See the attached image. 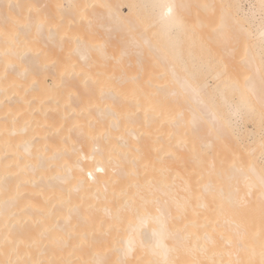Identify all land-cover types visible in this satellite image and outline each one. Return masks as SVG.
<instances>
[{
    "label": "bare ground",
    "instance_id": "bare-ground-1",
    "mask_svg": "<svg viewBox=\"0 0 264 264\" xmlns=\"http://www.w3.org/2000/svg\"><path fill=\"white\" fill-rule=\"evenodd\" d=\"M245 1L0 0V264H264Z\"/></svg>",
    "mask_w": 264,
    "mask_h": 264
},
{
    "label": "rangeland",
    "instance_id": "rangeland-1",
    "mask_svg": "<svg viewBox=\"0 0 264 264\" xmlns=\"http://www.w3.org/2000/svg\"><path fill=\"white\" fill-rule=\"evenodd\" d=\"M244 4L247 7H250L249 9H253V10H258L260 9L262 11V13H264V4L260 5L258 0H247L244 2ZM140 4L137 5L138 9H141V7L139 6ZM149 7V6H147ZM129 5L128 4H124L123 10L128 13L129 12ZM134 13V12H133ZM213 24V23H211ZM212 26H203L201 28V30L199 31L201 34H203V37L205 38V41L208 45L207 48H211L213 50H216L217 48H220V40L219 42L217 40H214L212 42H210L209 40H207L206 38L208 36H212L213 35V31H212ZM198 40V39H196ZM219 43V44H218ZM218 50V49H217ZM184 55H188V53H185ZM186 58V56H185ZM218 59H228L227 56H223L221 55L220 57H217ZM217 58H213V57H207L205 54H202L201 52V56L197 57L195 59H217ZM51 82V81H50ZM210 82V86H214L216 84L215 80L210 78L209 79ZM234 96L229 95V99L233 100ZM235 99V98H234ZM254 112H250L248 110H246L245 108L242 109V111L240 113H238V125H239V129H240V137H242L243 143L248 145L249 142H253L255 135H257L258 131L262 128H264V122L261 121V119L257 116V115H253Z\"/></svg>",
    "mask_w": 264,
    "mask_h": 264
},
{
    "label": "snow or ice",
    "instance_id": "snow-or-ice-1",
    "mask_svg": "<svg viewBox=\"0 0 264 264\" xmlns=\"http://www.w3.org/2000/svg\"><path fill=\"white\" fill-rule=\"evenodd\" d=\"M171 12H172V8L171 6H168V15H171Z\"/></svg>",
    "mask_w": 264,
    "mask_h": 264
}]
</instances>
